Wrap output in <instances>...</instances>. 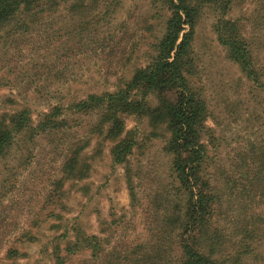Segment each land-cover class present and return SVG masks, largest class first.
Masks as SVG:
<instances>
[{"label": "rangeland", "instance_id": "374dc122", "mask_svg": "<svg viewBox=\"0 0 264 264\" xmlns=\"http://www.w3.org/2000/svg\"><path fill=\"white\" fill-rule=\"evenodd\" d=\"M95 2L92 7L101 4ZM263 2L233 0L229 17L241 19L245 31L256 38L253 53L264 66ZM61 5L35 21L32 35L9 38L12 46H0V73L12 80L0 88V113L27 106L37 120L50 103L66 105L87 93L112 90L118 75L127 79L144 62L150 34L161 33L159 18L151 16L154 0H121L106 28L101 24L83 28L76 21L84 11L90 15L97 9ZM215 19L212 9L202 11L192 45L210 113L209 171L221 195L225 234L235 236L234 223L252 224L257 249L264 251V92L225 58L213 31ZM148 25L154 29L146 32ZM130 53L138 56L120 67ZM65 115L77 119L76 130L42 135L24 152L26 159L13 148L0 163V264H11L6 259L11 247L24 254L16 264H55L53 246L63 249L77 231L105 238L115 253L142 242L161 253L171 243L173 230L172 225H163L162 215L172 216L179 207L170 187V157L163 151L161 136L167 134L159 130L161 136L153 137L146 119H127V130L133 131L137 145L128 166L114 165L111 144L90 135L94 116L70 111ZM77 139L88 140L78 165H89L87 177L55 187L65 151ZM172 255L165 264H174ZM63 259L64 264H104L90 259L88 252Z\"/></svg>", "mask_w": 264, "mask_h": 264}, {"label": "trees", "instance_id": "16d2710c", "mask_svg": "<svg viewBox=\"0 0 264 264\" xmlns=\"http://www.w3.org/2000/svg\"><path fill=\"white\" fill-rule=\"evenodd\" d=\"M99 1L98 7H92L95 0H0V46H12L13 40L9 38L32 35L35 21H40L53 8L62 7L61 4H70L71 10L97 9L96 14L90 15L84 11L76 21L83 28L89 24L106 28L121 0ZM232 3L233 0H154L151 16L159 18L157 26L161 27V33L150 34V40L145 42L144 62L134 67L129 78L118 75L112 90L87 93L83 99L66 105L50 103L46 111L37 115V120H33L27 106L0 113V163L6 161L13 148L19 158L26 159L24 152L42 135L76 130L79 122L65 118V111L94 116L88 127L90 135L111 144L109 153L114 165L128 166L137 145L133 131L127 130V119H146L153 137L161 136L159 130L167 134L161 136L163 151L170 157V187L179 198V207L172 216L164 212L161 218L163 225L173 227L169 234L172 241L164 245V253L157 252L156 246L149 242L115 253L114 248H107L105 238L77 231L63 249L53 246L51 259L55 264H64V257H77L83 252H88L96 263L103 260L104 264H165L173 251L177 252L172 255L174 264H255L258 259L264 264V251L257 249L258 239L252 224L234 223L231 228L235 236L225 234L220 218L221 195L209 171L211 157L207 146H213L212 131L207 125L209 107L204 85L197 79L192 49L197 21L202 11L210 8L216 18L213 31L225 58L264 92V66L253 53L256 38L245 31L241 19L229 17ZM152 29L154 26L148 25L145 31ZM137 56L130 53L124 63L119 60L117 65L124 68ZM11 82L0 73V88ZM87 145L88 140L70 142L55 187L68 179L78 181L87 177L89 165L78 167L80 152ZM3 170L9 172L8 167ZM127 178L129 184V174ZM21 256L24 254L15 247L6 251L11 264H16L15 259Z\"/></svg>", "mask_w": 264, "mask_h": 264}]
</instances>
